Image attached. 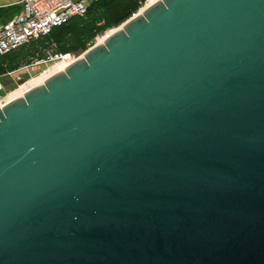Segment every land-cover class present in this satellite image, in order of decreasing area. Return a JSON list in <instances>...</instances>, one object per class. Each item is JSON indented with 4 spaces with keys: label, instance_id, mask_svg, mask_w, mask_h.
Returning <instances> with one entry per match:
<instances>
[{
    "label": "water",
    "instance_id": "1",
    "mask_svg": "<svg viewBox=\"0 0 264 264\" xmlns=\"http://www.w3.org/2000/svg\"><path fill=\"white\" fill-rule=\"evenodd\" d=\"M120 25L0 104V264H264V0Z\"/></svg>",
    "mask_w": 264,
    "mask_h": 264
},
{
    "label": "trees",
    "instance_id": "2",
    "mask_svg": "<svg viewBox=\"0 0 264 264\" xmlns=\"http://www.w3.org/2000/svg\"><path fill=\"white\" fill-rule=\"evenodd\" d=\"M144 1L92 0L83 15L70 16L65 22L51 27L47 34L0 55V77L35 59L45 58L49 50L69 55L85 51L96 37L137 13Z\"/></svg>",
    "mask_w": 264,
    "mask_h": 264
},
{
    "label": "built area",
    "instance_id": "3",
    "mask_svg": "<svg viewBox=\"0 0 264 264\" xmlns=\"http://www.w3.org/2000/svg\"><path fill=\"white\" fill-rule=\"evenodd\" d=\"M92 0H20V11L11 20L0 24V55L20 45L47 34L51 27L65 22L70 16L83 15ZM145 0L142 4L153 3ZM151 3V4H152ZM68 54H58L53 50L46 52L43 59H35L30 64L8 72L24 71L28 75L39 70L47 63L62 60ZM1 85V84H0ZM1 89V86H0Z\"/></svg>",
    "mask_w": 264,
    "mask_h": 264
},
{
    "label": "bare ground",
    "instance_id": "4",
    "mask_svg": "<svg viewBox=\"0 0 264 264\" xmlns=\"http://www.w3.org/2000/svg\"><path fill=\"white\" fill-rule=\"evenodd\" d=\"M155 1H158V0H154L153 2H155ZM151 3L152 2H150V3L148 2L145 5L141 6L139 8V10L137 11V14H141L145 10V8L148 7ZM121 28H122V26L120 25L119 27L107 30L103 35L98 36L96 38V44L103 43L108 35H110L115 30L121 29ZM74 60L75 59H72V57L69 54L66 55L62 60L55 63L48 70L42 72L41 74H39L35 77L30 78L29 80L24 82L22 85H20L19 88H17V90H15L14 92L11 93L9 101L12 99L18 98V97H22L24 95V93H26L28 90H30L31 88H33L37 85L42 84L48 77H50L54 73L59 72L61 69L65 68L68 64H70ZM0 104L2 105L4 103H2L0 101Z\"/></svg>",
    "mask_w": 264,
    "mask_h": 264
},
{
    "label": "rangeland",
    "instance_id": "5",
    "mask_svg": "<svg viewBox=\"0 0 264 264\" xmlns=\"http://www.w3.org/2000/svg\"><path fill=\"white\" fill-rule=\"evenodd\" d=\"M96 38L93 44H96ZM82 53L83 52L78 53V54H70V56L72 57V59H75L79 57L80 55H82ZM57 62L58 61L47 63L46 65H43L39 70H37L36 72L30 75L23 73L24 71L22 70V71L14 72L12 75H9V76L0 77V84H1L0 101L2 103L8 102L10 99L11 93L17 90V88H19L20 85H22L24 82H26L30 78L35 77L41 74L42 72L48 70L51 66H53Z\"/></svg>",
    "mask_w": 264,
    "mask_h": 264
},
{
    "label": "crops",
    "instance_id": "6",
    "mask_svg": "<svg viewBox=\"0 0 264 264\" xmlns=\"http://www.w3.org/2000/svg\"><path fill=\"white\" fill-rule=\"evenodd\" d=\"M20 0H0V24L14 18L20 11Z\"/></svg>",
    "mask_w": 264,
    "mask_h": 264
}]
</instances>
